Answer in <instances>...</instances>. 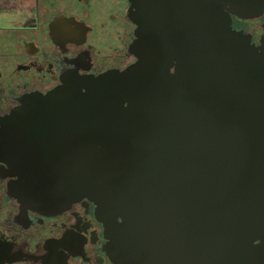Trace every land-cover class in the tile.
Listing matches in <instances>:
<instances>
[{"label": "water", "instance_id": "water-1", "mask_svg": "<svg viewBox=\"0 0 264 264\" xmlns=\"http://www.w3.org/2000/svg\"><path fill=\"white\" fill-rule=\"evenodd\" d=\"M125 70L69 78L0 121L11 195L94 205L114 264H264V0H130Z\"/></svg>", "mask_w": 264, "mask_h": 264}, {"label": "flooded vegetation", "instance_id": "flooded-vegetation-1", "mask_svg": "<svg viewBox=\"0 0 264 264\" xmlns=\"http://www.w3.org/2000/svg\"><path fill=\"white\" fill-rule=\"evenodd\" d=\"M130 8V0H0V121L69 78L134 63ZM231 25L261 46L264 10L253 20L231 15ZM16 180L0 162V264H114L91 202L54 216L24 210L11 195Z\"/></svg>", "mask_w": 264, "mask_h": 264}]
</instances>
